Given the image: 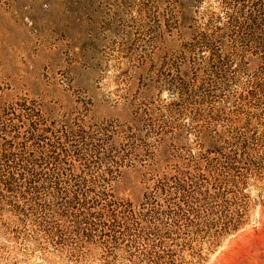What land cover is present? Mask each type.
<instances>
[{
	"label": "rangeland",
	"instance_id": "1",
	"mask_svg": "<svg viewBox=\"0 0 264 264\" xmlns=\"http://www.w3.org/2000/svg\"><path fill=\"white\" fill-rule=\"evenodd\" d=\"M0 264H264V0H0Z\"/></svg>",
	"mask_w": 264,
	"mask_h": 264
}]
</instances>
